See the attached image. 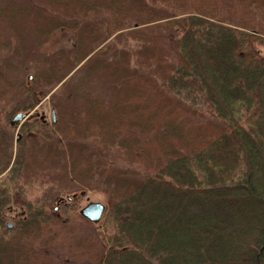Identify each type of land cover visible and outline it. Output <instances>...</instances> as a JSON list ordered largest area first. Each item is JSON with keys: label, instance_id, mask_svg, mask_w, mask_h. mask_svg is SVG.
<instances>
[{"label": "trees", "instance_id": "16d2710c", "mask_svg": "<svg viewBox=\"0 0 264 264\" xmlns=\"http://www.w3.org/2000/svg\"><path fill=\"white\" fill-rule=\"evenodd\" d=\"M262 46L264 0H0V264H108L124 249L81 215L82 199L114 208L194 158L232 184L162 180L170 201L253 212L258 232L231 264H264V179L233 185L244 158L264 156ZM46 98L56 123L12 126ZM26 187L50 198L22 201ZM12 206L23 213L6 230Z\"/></svg>", "mask_w": 264, "mask_h": 264}, {"label": "rangeland", "instance_id": "374dc122", "mask_svg": "<svg viewBox=\"0 0 264 264\" xmlns=\"http://www.w3.org/2000/svg\"><path fill=\"white\" fill-rule=\"evenodd\" d=\"M259 49L264 55V46ZM34 115L51 122L52 110L48 98L31 112V116ZM250 175L257 185H261L264 179L263 155L255 154L244 158L239 176L233 185L245 183ZM6 177L0 179V184ZM161 178L170 184L169 187L179 185L185 189L199 187L203 190L211 188V185L226 187L232 184L226 181L217 182L213 172L200 158L169 167ZM161 181L154 179L135 198L114 208L107 206L101 194L89 192L82 199L79 206L81 210L96 202L106 206L99 229L108 238L111 246L119 251L124 249L120 254L112 253L108 264H231L233 258L244 255L252 242L247 229L257 233L260 224L258 220L252 221L258 219L253 216V212L250 211L251 222L246 214L244 218L242 215L234 216L232 209L224 208L231 205L229 199L215 202V206L211 203L205 204L210 202L207 200L188 206L182 197L177 201H170L169 188L164 190ZM48 192V187H26L22 201L35 202L37 199L43 200L44 197L50 198ZM53 192L56 193L55 190ZM22 213L20 208L12 206L4 229L7 230L8 225L13 224L14 219ZM162 234L167 235L172 245L155 248L152 245L154 238ZM241 234H245V240L239 237ZM201 250L206 252L207 259L201 258ZM171 258H177L178 261H168Z\"/></svg>", "mask_w": 264, "mask_h": 264}, {"label": "water", "instance_id": "95a60500", "mask_svg": "<svg viewBox=\"0 0 264 264\" xmlns=\"http://www.w3.org/2000/svg\"><path fill=\"white\" fill-rule=\"evenodd\" d=\"M30 115H31L30 112L17 114L11 121L12 126L19 125L20 123L24 122L25 120L28 119ZM52 122L53 123L57 122L55 110H52ZM18 139L19 136H17V140ZM105 212H106V206L102 203L96 202V203H90L86 207H84L81 210V215L93 223H98L102 220ZM9 227H12V225L9 224Z\"/></svg>", "mask_w": 264, "mask_h": 264}]
</instances>
